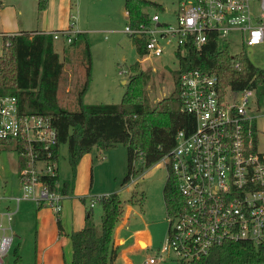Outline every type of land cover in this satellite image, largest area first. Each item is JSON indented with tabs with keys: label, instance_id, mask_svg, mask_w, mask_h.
I'll return each mask as SVG.
<instances>
[{
	"label": "built area",
	"instance_id": "1",
	"mask_svg": "<svg viewBox=\"0 0 264 264\" xmlns=\"http://www.w3.org/2000/svg\"><path fill=\"white\" fill-rule=\"evenodd\" d=\"M174 21L159 12L149 21L125 31L145 39L148 55L163 56L189 45L200 48L210 33L242 48L264 42V0H178ZM129 15V12L127 11ZM71 29L53 32L54 38L71 42ZM6 33H0L1 37ZM121 73L128 70L122 69ZM181 110L195 117L191 133L180 130L171 154L163 159L182 198L180 208L167 211V234L145 264H196L229 241L264 244V132L259 128L260 99L255 89L224 92L216 73L190 70L180 76ZM239 93V100L231 98ZM254 97V99H253ZM0 144L19 154L22 199L50 206L56 214L66 195L51 189L43 176H56L58 133L49 116L22 113L16 95H0ZM61 182H57L60 187ZM3 184L0 180V202ZM94 202L91 203V206ZM16 210L0 209V264H5L14 240L12 221Z\"/></svg>",
	"mask_w": 264,
	"mask_h": 264
},
{
	"label": "trees",
	"instance_id": "2",
	"mask_svg": "<svg viewBox=\"0 0 264 264\" xmlns=\"http://www.w3.org/2000/svg\"><path fill=\"white\" fill-rule=\"evenodd\" d=\"M37 5L39 10H43L48 0H37ZM149 6L161 5L150 0H126L130 24L136 26L148 22L149 14L145 8ZM78 39L84 41L86 78L78 93L79 108L70 110L59 101L64 62L55 50L53 33L22 31L1 37L4 49L0 57V95H16L22 113L51 117L58 133L56 156L59 158L60 145L66 143L73 177L64 180L60 187H57V182H61L59 170L56 176H43L42 180L66 196L74 189L82 156L94 147L103 150L118 144L127 147L128 171L122 182L125 185L138 171L137 160H141L143 169L151 168L171 154L180 130L193 131L195 117L181 110L182 73L190 70L216 73L222 92L229 87L236 91L252 88L260 100L264 96V68L256 66L246 54L232 57L229 45L212 32L200 48L189 45L184 51L178 50V68L172 70L174 88L154 105L146 89L150 73L142 70L140 61L130 66L129 81L120 103L88 104L84 97L92 79V52L86 32H78L72 44H76ZM135 39L138 53L144 57L147 54L145 39L139 35ZM163 194L167 211L176 212L183 200L175 179L170 175ZM129 200H137L135 192ZM97 201L103 210L101 225L98 227L88 212L84 227L69 233L73 253L71 261L64 264L114 262L117 249L113 244V234L124 216L125 202L119 192L99 196ZM57 223L62 234L60 214H57ZM14 254L16 262L19 261V246L14 249ZM196 264H264V244L225 242Z\"/></svg>",
	"mask_w": 264,
	"mask_h": 264
},
{
	"label": "rangeland",
	"instance_id": "3",
	"mask_svg": "<svg viewBox=\"0 0 264 264\" xmlns=\"http://www.w3.org/2000/svg\"><path fill=\"white\" fill-rule=\"evenodd\" d=\"M28 3V10H31L30 2L34 0H25ZM160 4L159 7L149 6L145 8L148 14L159 12L164 21H174L178 0H150ZM66 9L61 7V13L58 16V30H65L74 22L71 15H75L76 26L83 28H92L88 33V38L92 52V79L85 103H120L126 90V83L129 81L130 66L136 61H140L141 68L150 73V80L146 86L152 105L158 100L168 96L174 88V79L172 70L178 68V60L173 50H170L163 56H153L146 54L141 57L136 46L135 36L128 34L125 27L129 24V16L126 14V0H85L83 6H77L78 0H65ZM96 8L97 18L90 16L91 8ZM1 25V22H0ZM62 26V27H61ZM64 26V27H63ZM67 29V28H66ZM8 44V43H7ZM57 49L64 62V72L60 81L59 101L60 104L70 110L79 108L78 93L81 90L85 78V54L84 41L78 39L76 44L68 42L66 38L61 37L57 40ZM233 51L243 50L248 58L258 67L264 68V42L242 48L240 44H232ZM4 45L0 40V57L3 53ZM78 51V52H76ZM126 69L127 73H121L120 70ZM106 73L109 76H106ZM106 76V77H105ZM126 79V83L123 80ZM241 95L234 93L231 98L239 100ZM254 99V97H253ZM260 109L258 123L259 128L264 132V96L260 100ZM261 149L264 151V135L262 137ZM96 152L97 147L93 148ZM92 149V150H93ZM104 155L112 152L111 168L107 165H99V169L94 183L99 190H120L122 200L133 206L140 213L131 212L129 221L131 225H141L144 219L151 222L153 231L154 245H158L161 239H165L167 234V207L164 199V185L167 180V166L162 160L158 164L148 169H143L141 160L136 161L137 173L127 184H132L131 190L124 189L123 179L128 171V152L123 144L103 150L99 149ZM60 154L58 158L60 179H72V168L68 158V145H60ZM91 152V151H90ZM85 153L77 167V173L74 181L80 178L81 185L89 186L92 182L93 173L91 165L88 163V153ZM17 152L12 146L0 144V180L7 179L9 185L14 186L19 179ZM87 158V159H86ZM101 158V156H100ZM86 159V160H85ZM81 167V172L78 170ZM112 170L117 177L114 180ZM96 189H93V192ZM74 192V189H73ZM136 193L137 200L130 201L129 198ZM143 198L141 201L140 199ZM37 203L31 200V203L24 205H35L36 208L31 211L26 218L21 220L19 226L13 221V230L17 233L18 239L15 240L12 250L6 257L5 264H35V253L37 250ZM22 206L21 212L24 209ZM102 211V206L97 204L95 212ZM126 213V210L124 214ZM17 217V216H16ZM15 217V219H16ZM19 246L21 259L16 262L14 248ZM151 251H144L135 255L136 264H145V260L150 256ZM137 257V258H136ZM156 264H159L156 263ZM160 264H169L161 262Z\"/></svg>",
	"mask_w": 264,
	"mask_h": 264
},
{
	"label": "crops",
	"instance_id": "4",
	"mask_svg": "<svg viewBox=\"0 0 264 264\" xmlns=\"http://www.w3.org/2000/svg\"><path fill=\"white\" fill-rule=\"evenodd\" d=\"M78 2L79 4L77 3V6H83L85 4V0H78ZM66 3L67 2H65V0H48L47 7L43 10H39L37 0H34V2H30L31 10L29 11L27 8L28 3L25 0H0V33L15 34L22 31H28L33 34L40 31L46 33L59 31V22L57 19L59 14L61 13V7L63 8V10L66 9ZM90 12V16L97 18L96 8L94 9L92 7ZM71 17L74 22L69 27H65V30L66 28L71 29L70 31L72 37H75L78 32H86L92 29L83 28L84 26H76L77 22H75V15L72 14ZM60 38L61 37L54 38V47L59 54L60 52L57 49L56 44L57 40H59ZM106 76H109V74L106 73ZM87 93L85 94L84 99L86 98ZM111 153L112 152H109L108 155H103L99 149H97L96 152L93 149L90 153H88V163L91 165V171L93 173L92 182L90 184V187L83 186L81 185L80 178L77 179L74 187V192L72 191V193L67 195L63 200V209L60 212L63 225L62 234H60L59 232L57 214L50 206H39L38 203L33 199H22L17 209V203L14 197L21 195L19 179L17 180V184H14V186H11V184L9 185L6 178L2 181L3 197L2 201L0 202V209H2V211L16 210L13 221H16L17 226H19L21 220L26 218L27 215L31 211L33 212V209L36 208L35 205L23 206V204L31 203V200L37 203L36 217L38 231L35 264H64L65 261L70 262L73 252L69 233H71L73 230L81 229L82 227H84L88 212L91 213L92 219L94 220L95 224L98 227L101 225L103 210L101 212L98 211V213L95 212V208L97 204H99L97 198L99 196L112 192H119L121 195V191L112 190L114 189L113 187L109 188L108 190L97 189L93 179V177L95 178L99 171V169L97 170V167L99 165H107V169L111 168ZM18 159L20 160L18 161L17 166L19 173L22 162L20 156H18ZM78 170L81 172V167H79ZM112 175L114 177V180H116L117 177L115 176L113 170ZM63 181L64 180L61 179V183ZM123 188H126L128 191L133 189L132 184L130 183L126 186H123ZM93 189H96V191L93 192ZM92 202H94L93 206H91ZM22 206L24 207V209L21 212ZM125 210L126 213L118 222L113 234V244L117 249V256L112 264H136L138 263L137 260H135L136 254L143 253L144 251H151L152 253L161 245L163 241V239H161L158 245H154L151 222L147 221L146 219H144V222L141 225L130 224L129 214L131 212L142 214L141 211L138 212L130 204H127V208H125ZM13 221L12 225L14 223ZM14 233L16 240L18 239L17 237L20 236H18L15 231ZM17 246H15V248Z\"/></svg>",
	"mask_w": 264,
	"mask_h": 264
},
{
	"label": "water",
	"instance_id": "5",
	"mask_svg": "<svg viewBox=\"0 0 264 264\" xmlns=\"http://www.w3.org/2000/svg\"><path fill=\"white\" fill-rule=\"evenodd\" d=\"M123 83H126V80H124Z\"/></svg>",
	"mask_w": 264,
	"mask_h": 264
}]
</instances>
